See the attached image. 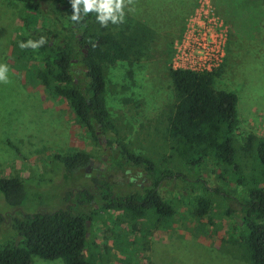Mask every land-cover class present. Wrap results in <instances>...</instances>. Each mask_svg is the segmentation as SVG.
<instances>
[{
  "label": "rangeland",
  "instance_id": "1",
  "mask_svg": "<svg viewBox=\"0 0 264 264\" xmlns=\"http://www.w3.org/2000/svg\"><path fill=\"white\" fill-rule=\"evenodd\" d=\"M199 1L124 0L123 23L109 22L107 27L97 23L95 27L124 41L136 27L150 34L139 57L103 67L104 106L119 141L158 171L180 172L187 182L199 178L210 193L208 213L197 217L196 199L203 195V189L179 178L164 180L158 191L174 214L132 220L122 212L99 211L94 201V206H73L71 193L82 188L99 191L94 178L108 181L120 195L142 191L151 184L148 178L143 180L142 168L126 164L115 148L105 145L104 137L101 143L94 139L65 99H54L44 92L35 76L34 65L40 58L36 51L27 62H21L24 66L13 57L15 36L26 17L33 16L38 26L54 28L58 10L41 2V11L34 12L17 0H0V71L3 65L8 68V82H0V177L20 180L27 191L16 207L7 204L0 193V214L4 217L0 248L19 245L13 217L73 207L75 213H92L88 241L94 264H249L240 239L243 224L235 228L239 219L225 214L229 206L215 192L221 188L239 200L245 196V188L235 182L227 166L212 157L204 161L197 177L192 176L176 155L169 135V120L177 103L168 76L174 42ZM209 1L227 26L226 58L213 87L237 95L233 131L236 157L248 186L264 188L256 155L258 141L264 140V0ZM70 152L89 154L93 158L90 171L82 169L68 176L54 155ZM95 201L99 204V199ZM31 264L64 262L31 255Z\"/></svg>",
  "mask_w": 264,
  "mask_h": 264
},
{
  "label": "trees",
  "instance_id": "2",
  "mask_svg": "<svg viewBox=\"0 0 264 264\" xmlns=\"http://www.w3.org/2000/svg\"><path fill=\"white\" fill-rule=\"evenodd\" d=\"M17 1L25 3L34 12L41 11V2L59 12L55 15L54 24L57 25L54 28L47 24L38 26L33 16L26 17L13 43V57L17 64L24 66L21 62H27L36 51L40 58L34 65L35 76L43 85L44 92L54 99H65L94 139L104 137L105 145L115 148L126 164L142 168L152 185L143 191L120 195L108 181L94 178L93 183L99 190L97 193L82 188L69 195H74L76 206H94V201L99 211L122 212L132 220L171 217L174 210L165 202L158 187L164 180L179 178L190 186L199 185L203 189V195L196 199L194 213L197 217L206 215L211 205L208 187L199 178H195V182H187L180 172L158 171L148 159L131 153L119 141L117 129L104 106L103 67L139 57L144 41L150 38L149 32L136 27L124 41L109 32L96 30L97 13L84 15L83 4L79 5L82 19L77 23L72 20L70 0ZM41 37L46 42L36 49L19 47L20 43L29 40L39 42ZM222 65L210 73L169 68L168 76L177 97L169 120V135L176 155L192 176L197 177L196 173L204 161L212 157L227 166L235 182L245 188V196L239 200L221 188H216L215 192L229 206L225 214L239 219V222H234L235 228L243 224L240 239L244 242L249 264H264V188L248 186L237 160L233 141L237 95L216 91L213 87ZM256 155L264 175V140L258 141ZM90 158L84 152L54 155L68 176L85 169ZM26 192L25 184L20 180L0 177V193L7 204L19 206L26 198ZM95 199H99V204ZM91 216L92 213H75L69 207L13 217L12 225L20 242L19 245L0 248V264H31V255L46 260L61 259L64 264H94L88 241ZM3 221L0 214V224Z\"/></svg>",
  "mask_w": 264,
  "mask_h": 264
},
{
  "label": "built area",
  "instance_id": "3",
  "mask_svg": "<svg viewBox=\"0 0 264 264\" xmlns=\"http://www.w3.org/2000/svg\"><path fill=\"white\" fill-rule=\"evenodd\" d=\"M184 29L174 42L171 69L210 73L221 67L226 58L227 26L209 0L199 1Z\"/></svg>",
  "mask_w": 264,
  "mask_h": 264
},
{
  "label": "clouds",
  "instance_id": "4",
  "mask_svg": "<svg viewBox=\"0 0 264 264\" xmlns=\"http://www.w3.org/2000/svg\"><path fill=\"white\" fill-rule=\"evenodd\" d=\"M72 3L73 15L72 20L74 22H79L82 19L79 5H84V15L88 13H97V22L100 23L102 27H107L108 23L119 24L124 22V0H70ZM131 2V0H129ZM119 13V15H116ZM43 37L40 38L39 42H34L32 40L26 43H20L19 47L21 49L33 48L36 49L45 43ZM8 71L7 65H3V70L0 71V82L7 83L8 78L5 72Z\"/></svg>",
  "mask_w": 264,
  "mask_h": 264
},
{
  "label": "flooded vegetation",
  "instance_id": "5",
  "mask_svg": "<svg viewBox=\"0 0 264 264\" xmlns=\"http://www.w3.org/2000/svg\"><path fill=\"white\" fill-rule=\"evenodd\" d=\"M99 143H101V140L99 139ZM91 162V163H90ZM93 164V158H90V160H89V163H88V165L85 167V169L88 167V166H90V168L88 169V171H90V169H91V165ZM85 169H84V171H85ZM100 175V172H97V176H99ZM143 180H145V181H148V179H147V177L145 176V172H143ZM142 180V181H143ZM135 182V181H134ZM148 183H150V181L148 182ZM140 185H142L143 183L142 182H140L139 183ZM151 184V183H150ZM147 188H152V185H151V187H147ZM144 189H146V188H144ZM144 189H142V191L144 190ZM97 193V192H96ZM134 193V192H133ZM131 194V193H130ZM73 206L75 207L76 206V203H74L73 202ZM80 207H82V206H80ZM80 207H78V208H80ZM70 208H73V207H70ZM76 208V207H75Z\"/></svg>",
  "mask_w": 264,
  "mask_h": 264
},
{
  "label": "water",
  "instance_id": "6",
  "mask_svg": "<svg viewBox=\"0 0 264 264\" xmlns=\"http://www.w3.org/2000/svg\"><path fill=\"white\" fill-rule=\"evenodd\" d=\"M91 163V162H90ZM90 168V166H88L86 169H85V172H88V169Z\"/></svg>",
  "mask_w": 264,
  "mask_h": 264
}]
</instances>
